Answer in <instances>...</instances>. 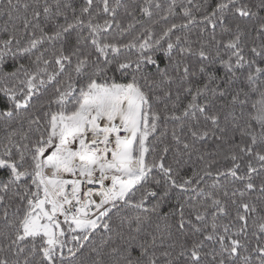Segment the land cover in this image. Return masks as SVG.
<instances>
[{
  "label": "snow or ice",
  "instance_id": "snow-or-ice-1",
  "mask_svg": "<svg viewBox=\"0 0 264 264\" xmlns=\"http://www.w3.org/2000/svg\"><path fill=\"white\" fill-rule=\"evenodd\" d=\"M0 264H264V0H0Z\"/></svg>",
  "mask_w": 264,
  "mask_h": 264
}]
</instances>
